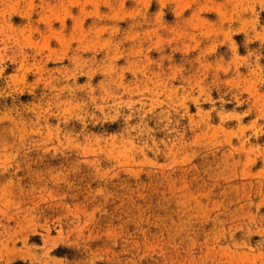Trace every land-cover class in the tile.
<instances>
[{"label": "rangeland", "instance_id": "374dc122", "mask_svg": "<svg viewBox=\"0 0 264 264\" xmlns=\"http://www.w3.org/2000/svg\"><path fill=\"white\" fill-rule=\"evenodd\" d=\"M0 264H264V0H0Z\"/></svg>", "mask_w": 264, "mask_h": 264}]
</instances>
